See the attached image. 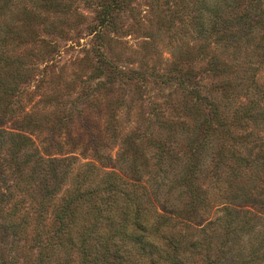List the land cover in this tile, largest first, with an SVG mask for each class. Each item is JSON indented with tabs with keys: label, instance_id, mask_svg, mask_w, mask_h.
I'll return each mask as SVG.
<instances>
[{
	"label": "trees",
	"instance_id": "obj_1",
	"mask_svg": "<svg viewBox=\"0 0 264 264\" xmlns=\"http://www.w3.org/2000/svg\"><path fill=\"white\" fill-rule=\"evenodd\" d=\"M76 1L0 0V217L29 241L27 264H264V0H195L190 58L162 68L104 52L129 0H79L94 13L88 63L113 93L103 122L82 118L78 153L40 148L30 115L5 127L40 59L22 47L51 46L45 17ZM131 90L153 101L121 136Z\"/></svg>",
	"mask_w": 264,
	"mask_h": 264
},
{
	"label": "rangeland",
	"instance_id": "obj_2",
	"mask_svg": "<svg viewBox=\"0 0 264 264\" xmlns=\"http://www.w3.org/2000/svg\"><path fill=\"white\" fill-rule=\"evenodd\" d=\"M129 7L119 15L121 29L118 34H110L104 52L106 56L124 68L135 67L142 61L143 56L149 63L160 65L162 68L173 59L186 63L190 58L193 47L190 39L192 20L195 15V0H129ZM75 9L67 15L47 16L46 28L53 34L44 36L52 42L49 47H32L30 44L22 47V51H33L37 60V70L31 75L34 81L20 85L21 95L16 105L17 112L5 127L30 115L31 128H35L34 137L40 148H55V144L66 143L63 150H74L76 147V134L84 132L82 118L103 122L100 114L112 110L106 108L111 102V95L105 90H98L97 79L93 75L88 63H95L93 57L96 46L95 35L92 28L95 25L94 13L79 0ZM244 6L241 5L240 10ZM50 24V26H49ZM210 48L217 43L214 37L210 39ZM33 60V59H32ZM41 60V61H40ZM28 62V58L26 59ZM40 61V62H39ZM36 64V63H35ZM46 68L43 73L41 70ZM35 73V74H34ZM42 74V75H41ZM259 84L264 83L263 70L257 79ZM152 90V89H151ZM128 110L118 111V130L121 136L129 133L138 123L146 111L147 101L140 100L136 91L131 90ZM160 93L152 90L156 99ZM115 96V95H114ZM142 105V111L138 107ZM90 121V122H91ZM24 124V123H23ZM94 127V124H91ZM42 133H39V132ZM262 134V131H258ZM108 143L105 156L115 158L119 153V146ZM111 144V145H110ZM54 150V149H53ZM102 152V153H103ZM124 172L120 173L121 177ZM264 180V177L262 178ZM12 180L7 178V184ZM263 200V197L256 201ZM7 209L10 208L8 205ZM3 227V228H2ZM5 224L0 217V263L8 261L10 264H27L33 260L28 240L17 241L9 231L4 230ZM5 231V232H4Z\"/></svg>",
	"mask_w": 264,
	"mask_h": 264
}]
</instances>
